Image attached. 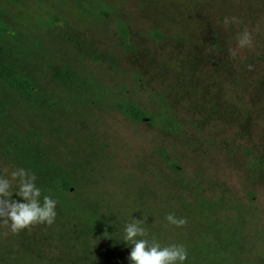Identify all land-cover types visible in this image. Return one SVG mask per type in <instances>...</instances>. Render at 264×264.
I'll return each instance as SVG.
<instances>
[{"label": "rangeland", "instance_id": "rangeland-1", "mask_svg": "<svg viewBox=\"0 0 264 264\" xmlns=\"http://www.w3.org/2000/svg\"><path fill=\"white\" fill-rule=\"evenodd\" d=\"M1 25L18 33L6 46L13 79L34 93L0 82V176L26 169L13 147H30L40 168L69 178L74 202L67 215L57 201L50 226L13 234L0 221V264H67L85 244L62 246L58 232L85 227L88 210L115 229L102 247L91 230L83 264H125L132 247L123 256L112 240L134 218L148 217L144 238L187 249L206 234L173 185L185 202L220 203L264 264V0H0ZM245 27L253 43L239 49ZM53 67L76 82L62 87ZM18 190L12 181L10 198L24 202ZM170 213L187 224L170 225Z\"/></svg>", "mask_w": 264, "mask_h": 264}, {"label": "trees", "instance_id": "trees-1", "mask_svg": "<svg viewBox=\"0 0 264 264\" xmlns=\"http://www.w3.org/2000/svg\"><path fill=\"white\" fill-rule=\"evenodd\" d=\"M0 29V82L4 87L17 92H24L29 97L33 96V85L30 82L26 80L15 81L13 79L14 57L6 46L9 41V36L18 33L4 25H1ZM52 70L53 81L62 87H68L69 83L76 82V75L66 68L53 67ZM123 111L133 121L139 122L144 119L143 112L136 106L127 105L123 108ZM13 149L15 150L14 154H16V157H18L20 161L22 160L21 164L23 163L26 169H30V171L36 175L37 182L41 185L42 191H44L46 195H51L53 199L58 201L61 204L62 211H65L64 213L69 215L68 204L74 202V200L69 201L63 197V194L71 191L72 188L69 178L59 179L56 175L50 174L48 168H40L41 166L37 163L38 161L35 162L32 156L30 147L23 146L20 149L19 146L15 145ZM169 167L173 170L176 168L173 163H171ZM173 187V189L182 195L180 200L183 209L191 213V215L198 220L197 227L206 234L203 237L200 235L193 243L194 245L187 247L189 256H187V260L184 264H253L250 257H252V254L255 252L254 248L250 246L247 239L243 236V233L239 232L237 226L231 222L232 220L230 218L227 217V219H225L223 218L224 216L221 218V216L217 214L215 209L216 206L221 205L220 203L212 202L207 199H198V197L195 198V196L192 202H185V195L183 196L180 187H175L174 185ZM246 214L247 213H245V215ZM105 218L106 214H101L98 210H88L84 215L85 227L83 226L80 228L78 232L72 230L70 233L69 229L67 234H65L64 230L58 232L63 239L62 246L66 236L74 241L80 239L85 244V248L76 249V253L73 256L70 254L67 264H83L82 259L88 258L90 254L89 250H91V247H94L92 246L93 243L91 244L89 238H87L91 230L97 234L98 245L95 247H102L105 245L106 241L112 239L115 226H104L103 222ZM112 242L114 247L119 248L121 255L128 252L132 247L126 242H120L118 240H112ZM128 261L125 262V264H132L129 259Z\"/></svg>", "mask_w": 264, "mask_h": 264}, {"label": "clouds", "instance_id": "clouds-1", "mask_svg": "<svg viewBox=\"0 0 264 264\" xmlns=\"http://www.w3.org/2000/svg\"><path fill=\"white\" fill-rule=\"evenodd\" d=\"M237 22V18H231ZM225 24L229 19L225 18ZM253 34L247 27L238 36L237 47L243 49L251 46ZM230 55L235 58L237 49H229ZM252 65H249V70ZM7 172V169L4 170ZM18 180L19 190L16 193L24 202L12 199V181ZM37 177L30 170L17 168L11 172V180L0 176V221L9 225L13 234L30 229L37 224L52 225L55 222L57 201L51 195H43L36 184ZM147 218H134L124 229L123 240L132 246L128 259L132 264H184L187 260V249L182 244L161 246L154 238H147V230L142 225L147 223ZM166 220L170 225L182 227L187 224L186 218H178L168 214ZM7 235V233H5Z\"/></svg>", "mask_w": 264, "mask_h": 264}]
</instances>
